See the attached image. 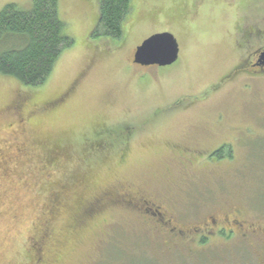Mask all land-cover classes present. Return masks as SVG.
<instances>
[{
  "label": "rangeland",
  "instance_id": "obj_1",
  "mask_svg": "<svg viewBox=\"0 0 264 264\" xmlns=\"http://www.w3.org/2000/svg\"><path fill=\"white\" fill-rule=\"evenodd\" d=\"M32 1L0 0V13L10 4L30 9ZM132 5L124 39L111 42L89 39L97 0H60L74 45L47 83L28 88L0 75V264L25 263L31 222L43 220V205L58 196L67 212L45 264H208L182 244L168 247L171 237L155 235L153 223L122 205L124 195L148 191L184 224L214 207L264 216V74L235 72L263 51L264 0ZM161 33L175 35L179 59L136 68L137 47ZM23 103L32 126L9 136L19 119L10 109ZM244 255L226 263L213 253L212 264H257Z\"/></svg>",
  "mask_w": 264,
  "mask_h": 264
},
{
  "label": "flooded vegetation",
  "instance_id": "obj_2",
  "mask_svg": "<svg viewBox=\"0 0 264 264\" xmlns=\"http://www.w3.org/2000/svg\"><path fill=\"white\" fill-rule=\"evenodd\" d=\"M257 52L260 51H256V56L252 60H246L244 58L235 68V72H240L242 70L249 74H264V66L258 63L262 52L259 54H257ZM252 56L254 55L252 54ZM133 62L134 60L132 58V63ZM246 62L247 65L250 66L249 68H246ZM133 65L138 69H147L146 67L138 66L134 63ZM67 97L66 95L44 103L45 110L53 108ZM25 104L26 103L19 104V106H17L18 108L16 105L11 107L10 110H12L11 113L13 115L15 114V110L18 111L19 119L15 118L14 121L17 123L10 124L9 136H12V134L14 135L16 127L20 128L22 125L28 127L32 126L30 125L32 121L31 118L34 116L31 117L33 114H27L26 116L23 114ZM42 110L44 109H41L40 112H42ZM9 139L3 140L2 143H7ZM209 154L208 157H213L216 154L219 155L220 152L219 149H216ZM61 158L64 157H60V159ZM202 168H204V166H202ZM151 196L152 194L148 191L146 195L141 194L139 198L135 199L131 198L129 195H124V200H122L121 203L122 205H127L132 213L143 217L145 219V221L142 222L143 224L151 226L153 223L154 229H152V231L155 235H159L161 232V234L166 235L165 238L171 237L168 242V247L172 245L173 249L179 250L177 248L182 244L181 247L189 251V256L192 259L196 258L197 260H203L208 264H212V260L218 258L216 256L213 258V253H217L226 263L230 258L228 256L246 253L248 255H244L245 257L249 255L256 256V263L260 264L261 259L264 257V216H245L243 211L238 207L228 208V210H224L223 207H214L215 211H209L202 220L192 224H184L182 222L180 223L173 211L167 212L163 206L155 199H152ZM100 205L101 203L98 201L96 207H102ZM42 208L44 209V213L42 214L44 219H38V215L37 219L31 222L29 233H27L23 243V249L26 251L27 255L24 264H45L48 251L55 246V243L53 244L52 242L54 230L57 229L58 224L62 221L61 218L63 214L67 212L65 202L61 197L59 198V196L57 199H54L53 206L43 205ZM46 210H48V212H45ZM96 211H98L97 208ZM88 213H90V210ZM149 216L153 221L148 219ZM81 223L82 220L77 223L78 226ZM70 227L71 225H69L68 229ZM199 254H203L202 258L204 259L199 258Z\"/></svg>",
  "mask_w": 264,
  "mask_h": 264
},
{
  "label": "trees",
  "instance_id": "obj_3",
  "mask_svg": "<svg viewBox=\"0 0 264 264\" xmlns=\"http://www.w3.org/2000/svg\"><path fill=\"white\" fill-rule=\"evenodd\" d=\"M59 1L33 0L30 9H22L17 4L3 8L0 13V75L12 77L28 88H39L47 83L64 50L74 45L60 16ZM132 2L98 0L100 18L91 38L123 40Z\"/></svg>",
  "mask_w": 264,
  "mask_h": 264
},
{
  "label": "water",
  "instance_id": "obj_4",
  "mask_svg": "<svg viewBox=\"0 0 264 264\" xmlns=\"http://www.w3.org/2000/svg\"><path fill=\"white\" fill-rule=\"evenodd\" d=\"M179 51L180 46L175 35L153 34L138 47L134 59L136 64L146 67L171 66L179 59ZM258 63L264 66V51Z\"/></svg>",
  "mask_w": 264,
  "mask_h": 264
}]
</instances>
